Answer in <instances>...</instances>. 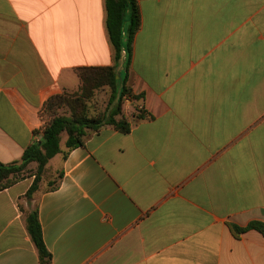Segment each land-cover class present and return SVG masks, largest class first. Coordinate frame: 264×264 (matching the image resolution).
Segmentation results:
<instances>
[{
  "label": "crops",
  "instance_id": "crops-1",
  "mask_svg": "<svg viewBox=\"0 0 264 264\" xmlns=\"http://www.w3.org/2000/svg\"><path fill=\"white\" fill-rule=\"evenodd\" d=\"M138 5L127 86L144 114L50 159L30 201L33 177L0 192V264H40L33 209L51 264H264V235L231 228L264 223V0ZM115 64L105 0H0V162L77 68Z\"/></svg>",
  "mask_w": 264,
  "mask_h": 264
},
{
  "label": "trees",
  "instance_id": "trees-1",
  "mask_svg": "<svg viewBox=\"0 0 264 264\" xmlns=\"http://www.w3.org/2000/svg\"><path fill=\"white\" fill-rule=\"evenodd\" d=\"M105 7L109 42L113 48L115 62L123 60L124 76L122 77L117 70L116 64L77 68L75 73L80 80L78 91L72 94L53 95L42 107L43 114L48 115L49 120L42 130L41 141L27 147L20 160L8 164L0 162V192L21 180L33 177L32 184L25 195L30 201L39 188L47 163L54 156L59 153L66 156L70 150L82 146L89 134L103 126H111L123 134L129 132V123L123 115L122 104L125 96L133 101L140 99V95H134L127 86V80L133 41L141 27V13L138 0H105ZM126 15L128 16L127 25H125ZM101 86H108L111 90L108 104L101 115L92 116L88 113L87 102L90 100L92 91ZM63 107H66L68 112L61 115L58 112ZM138 114L142 116L144 110L138 111ZM62 134L67 136L65 151L60 149ZM32 165H35L34 170L31 169ZM48 186L53 189L56 182H50ZM231 228L235 234L255 230L264 235V223L258 221H252L246 227L232 225ZM26 229L37 249L40 264H51V256L43 241L37 209L26 214Z\"/></svg>",
  "mask_w": 264,
  "mask_h": 264
},
{
  "label": "rangeland",
  "instance_id": "rangeland-1",
  "mask_svg": "<svg viewBox=\"0 0 264 264\" xmlns=\"http://www.w3.org/2000/svg\"><path fill=\"white\" fill-rule=\"evenodd\" d=\"M127 23H128V16L126 15L125 25H127ZM119 71L123 77L125 74V70H124L123 65H120ZM110 93H111V90L108 86H101V87L94 89L92 91L91 96H90V100L87 102L88 113L92 116L101 115L106 110L108 100L110 97ZM133 108H136V107H134V103H131V105H126L123 103L122 104L123 115H125V113H129V111L133 112ZM67 112H68L67 108L63 107L59 110L58 113L61 115H64V114H67ZM46 119L48 120L49 117H46ZM61 139H63V138H61ZM56 157L57 158L52 160V162L50 164L53 168L56 167V165L58 163V159H59L58 157L59 156H56ZM55 178H56V176H54L53 171L49 170V175H48L49 181L52 182V179H55Z\"/></svg>",
  "mask_w": 264,
  "mask_h": 264
},
{
  "label": "built area",
  "instance_id": "built-area-1",
  "mask_svg": "<svg viewBox=\"0 0 264 264\" xmlns=\"http://www.w3.org/2000/svg\"><path fill=\"white\" fill-rule=\"evenodd\" d=\"M133 102L134 101L128 96H125L123 98V103L126 104V105H131V103H133ZM136 109H137V112L143 110V108L141 106L137 107ZM42 130L43 129L36 131L38 133L33 135V142L32 143H38V142L41 141V139H42Z\"/></svg>",
  "mask_w": 264,
  "mask_h": 264
}]
</instances>
